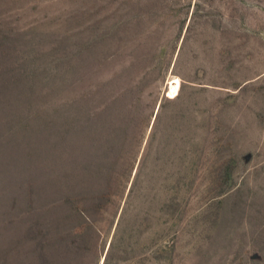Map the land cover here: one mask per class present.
<instances>
[{
    "label": "rangeland",
    "instance_id": "1",
    "mask_svg": "<svg viewBox=\"0 0 264 264\" xmlns=\"http://www.w3.org/2000/svg\"><path fill=\"white\" fill-rule=\"evenodd\" d=\"M117 77L153 111L137 156L63 174L72 103ZM106 256L264 264V0H0V264Z\"/></svg>",
    "mask_w": 264,
    "mask_h": 264
},
{
    "label": "trees",
    "instance_id": "2",
    "mask_svg": "<svg viewBox=\"0 0 264 264\" xmlns=\"http://www.w3.org/2000/svg\"><path fill=\"white\" fill-rule=\"evenodd\" d=\"M12 84L16 88L17 81L12 80ZM22 88L23 91L31 95L38 89L37 82L34 79H29ZM72 107L76 115L72 116L75 122L74 131L76 135L72 138V144L69 148H67L68 135L65 134L67 130L59 136L61 143L58 153L60 171L65 174L67 170H70L74 175L82 174V172H86V174L93 172L94 174H102L109 180L114 160L124 157L128 161H132L137 156L147 131L149 118L153 114L152 109L149 112L144 109L143 95L138 89V82L126 83L125 85L119 77L95 84L93 91L82 93V97L75 100ZM84 113L89 114V118L84 119L79 115ZM84 123L88 124L89 127L81 128ZM152 135V131H150V137ZM83 140L85 141V149L79 146ZM74 141L76 145L78 144L77 146L73 145ZM71 157L72 160L67 161V158ZM81 179V177L78 178V180ZM88 181L89 179L84 181V184H79V186L83 185L81 189ZM61 184L62 187H66L67 183L62 181ZM134 184L135 181L132 182L131 189ZM105 185L109 186L108 181ZM86 197L74 196L69 197L68 200L77 208V212L83 220H86L84 218L88 219L84 209V204L87 202ZM106 258L107 256L103 264H105Z\"/></svg>",
    "mask_w": 264,
    "mask_h": 264
},
{
    "label": "bare ground",
    "instance_id": "3",
    "mask_svg": "<svg viewBox=\"0 0 264 264\" xmlns=\"http://www.w3.org/2000/svg\"><path fill=\"white\" fill-rule=\"evenodd\" d=\"M176 82H178V80L176 81V78L175 79L172 78V83H176Z\"/></svg>",
    "mask_w": 264,
    "mask_h": 264
},
{
    "label": "water",
    "instance_id": "4",
    "mask_svg": "<svg viewBox=\"0 0 264 264\" xmlns=\"http://www.w3.org/2000/svg\"><path fill=\"white\" fill-rule=\"evenodd\" d=\"M157 111V109L155 110V112ZM155 117V114L153 115V118ZM104 257V256H103Z\"/></svg>",
    "mask_w": 264,
    "mask_h": 264
}]
</instances>
